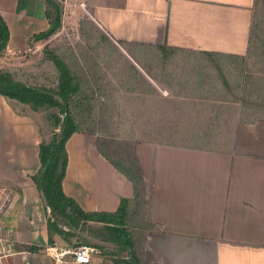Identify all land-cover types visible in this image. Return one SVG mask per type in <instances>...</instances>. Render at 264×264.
Listing matches in <instances>:
<instances>
[{
	"label": "crops",
	"instance_id": "crops-1",
	"mask_svg": "<svg viewBox=\"0 0 264 264\" xmlns=\"http://www.w3.org/2000/svg\"><path fill=\"white\" fill-rule=\"evenodd\" d=\"M21 1L0 0V14L10 30L6 52L28 46L34 35L49 28L45 0H38L41 11L31 8V0L23 3L29 9ZM86 6L90 25L101 28L136 66L130 54L149 60L150 50L165 57V66L177 63L168 72L172 88L153 80L154 103L184 112L175 127L199 128L193 134L171 130L167 141H135L152 228L143 238L146 263L264 264V120L243 121L238 104L192 98L187 96L190 87L182 91L174 86L197 72L235 68L250 48L257 0H87ZM172 52L176 54L169 57ZM137 71L131 74L144 81L152 78ZM225 76L215 87L200 85L199 77L196 90L205 96L225 95ZM18 107L0 97V178L6 182L0 196L7 199L3 212L12 225L4 221L0 231L14 235L10 264H55L44 251H19L22 245L44 250L50 245L45 207L32 180L41 167L40 125L32 111L20 115L24 111ZM196 110L193 120L190 112ZM67 149L64 191L85 211L116 212L123 198H134L132 183L99 152L94 135L75 133Z\"/></svg>",
	"mask_w": 264,
	"mask_h": 264
},
{
	"label": "rangeland",
	"instance_id": "rangeland-1",
	"mask_svg": "<svg viewBox=\"0 0 264 264\" xmlns=\"http://www.w3.org/2000/svg\"><path fill=\"white\" fill-rule=\"evenodd\" d=\"M26 1L28 0L21 1L22 7L25 6L23 3ZM56 1L62 9L61 30L48 40L39 42L32 39L26 47L13 51H3L0 54L1 71L9 72L14 79L37 88L56 89L58 87L59 72L52 60V55L56 54L62 57L69 66L70 71H72L74 78H77L81 84L79 98L81 100L83 98V102L80 103V106H77L76 103L79 101L76 98L73 102V108H71L80 127L83 130L94 131L100 136L101 140L103 139L105 143L108 142V144L103 145L104 148L107 147L108 152H111L110 145H114L119 150L126 143L132 145L135 161L134 144L136 140L146 138L167 141L170 139V131L174 129L187 130L192 134L196 133L195 131L199 128L175 127L174 122H176V119H184V112L168 111L165 109V103H154L156 99L152 96L154 89L151 84L154 81L162 86L172 88V86L167 85L171 81L168 72L174 69V65H177V63L171 61L168 66L167 64L165 66L160 54L150 50L149 60L143 59L139 54L135 56L130 54L137 63L138 66H136L122 53L120 47L104 37L101 28L90 25L88 17L91 14L88 11V6H86L87 0ZM36 2L38 3L35 4ZM29 3H31V8L38 11H41L43 7L42 1L31 0ZM25 7L29 9L28 3ZM46 8V2L44 1L45 12ZM255 16L259 18L260 26L251 29L250 39L255 37L254 43L252 40L249 42L250 48L247 55L235 61L233 70H224L225 73H223L222 70L213 68L204 71V73L197 72L195 73L196 77L191 80H184L183 84L174 83L175 88H182V91H185L190 87L192 94L187 96L201 98L207 102H234L240 107L238 114H240L243 121L247 117L264 120V2L263 5L261 4L257 8ZM123 47L128 51L130 50V52H134L131 44H126ZM151 48L145 47L148 50ZM137 68L147 72L152 80H145V83L140 75V77L136 76L137 73L135 75L131 74L134 70L138 72ZM206 72L208 74H205ZM221 74L226 75L227 80L223 81V86L225 89H229L225 91V95L212 92L205 96L196 90L199 77L202 78L200 85L206 82L209 87H215L218 85L217 81H221ZM172 81L174 80L172 79ZM142 92L143 94H140ZM146 94L148 96H143ZM4 99L9 104H18L20 106L18 108L24 111L17 112L20 111L17 110L16 112L21 113L20 115L29 114L32 111L26 105L12 102L13 100L7 98ZM197 111L190 112L192 119L199 113ZM206 113L209 114L210 111L201 112L204 115ZM33 116L37 119V123L44 127L45 136L50 140L52 137V124L45 117V114L41 116V114L33 112ZM1 134L4 135L0 126ZM95 137L97 139V136ZM126 151L123 152L125 155ZM5 184L6 182L4 183L0 178V186ZM2 188L0 187V189ZM2 191L0 190V194ZM6 200L5 197L0 196V220L2 221L0 225L2 226H4V221L10 222L9 214L3 212L4 209H8L6 208ZM12 224H14V221H12ZM9 226L12 225L8 223ZM5 234L6 232H0V235ZM13 236L11 234L8 238L11 240ZM56 240L55 245H66L62 239L57 238ZM74 242L76 241L74 240ZM94 242L97 241L94 240ZM43 253L47 254L46 252ZM95 260L102 261L101 252ZM3 264L10 263L7 259L3 261Z\"/></svg>",
	"mask_w": 264,
	"mask_h": 264
},
{
	"label": "trees",
	"instance_id": "trees-1",
	"mask_svg": "<svg viewBox=\"0 0 264 264\" xmlns=\"http://www.w3.org/2000/svg\"><path fill=\"white\" fill-rule=\"evenodd\" d=\"M45 2L49 28L33 36L32 39L39 42L48 40L62 28L60 4L56 0ZM263 2L264 0H257V6L263 5ZM259 21L255 16L252 27L260 26ZM254 38H251L250 42L252 40L254 43ZM9 40V27L0 14V54L6 51ZM174 54L176 52L170 53L169 57ZM52 60L59 72L56 89L37 88L14 79L9 72L0 70V95L28 106L41 116L45 114L52 124L50 140L46 138L44 127L40 125L41 167L32 176L46 211L48 244L53 246L57 242L56 239L60 238L66 243L65 246L77 248L87 245L98 248L102 264H147L143 238L147 231H152V228L147 218L149 209L145 183L133 155V146L126 143L119 150L110 145L111 152H108L107 147H103L108 142L101 140L94 131L83 130L80 127L71 108L76 98L79 101L76 103L77 106L83 102V98L82 100L79 98L81 84L74 78L62 57L55 54L52 55ZM163 60L165 61V57ZM74 106L77 107L75 104ZM75 133L97 136L99 152L132 183L134 198H123L116 212H87L74 198L65 193L64 180L69 165L67 144ZM125 151L126 155L123 153ZM19 251L40 253L45 252L46 248L44 250L43 247L22 245Z\"/></svg>",
	"mask_w": 264,
	"mask_h": 264
},
{
	"label": "built area",
	"instance_id": "built-area-1",
	"mask_svg": "<svg viewBox=\"0 0 264 264\" xmlns=\"http://www.w3.org/2000/svg\"><path fill=\"white\" fill-rule=\"evenodd\" d=\"M13 252V243L7 233L0 235V264L12 257ZM46 253L54 260L55 264H91L100 251L98 248L87 245L77 248L53 245L46 248Z\"/></svg>",
	"mask_w": 264,
	"mask_h": 264
}]
</instances>
